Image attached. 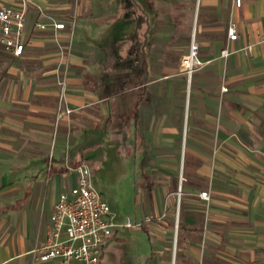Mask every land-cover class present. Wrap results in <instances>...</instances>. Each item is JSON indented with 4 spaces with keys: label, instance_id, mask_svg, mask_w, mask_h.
Instances as JSON below:
<instances>
[{
    "label": "crops",
    "instance_id": "crops-1",
    "mask_svg": "<svg viewBox=\"0 0 264 264\" xmlns=\"http://www.w3.org/2000/svg\"><path fill=\"white\" fill-rule=\"evenodd\" d=\"M33 1L23 55L0 45V264H63L33 251L84 164L116 224L99 264H264V0Z\"/></svg>",
    "mask_w": 264,
    "mask_h": 264
},
{
    "label": "built area",
    "instance_id": "built-area-1",
    "mask_svg": "<svg viewBox=\"0 0 264 264\" xmlns=\"http://www.w3.org/2000/svg\"><path fill=\"white\" fill-rule=\"evenodd\" d=\"M241 6L242 0H235ZM33 0H0V45L14 56L21 57L25 49L24 32L27 12ZM49 22L37 21L35 27L40 30L52 29L54 38L59 41L61 31L66 29L62 21L49 17ZM228 37H238L236 24L228 25ZM67 47H71L72 36H67ZM229 55L228 49L222 50V56ZM203 65L199 59V42L193 34L189 51L181 59V69L191 77ZM64 95L65 82H60ZM223 91H227L223 87ZM72 109L64 106L63 98L57 109V118L70 115ZM77 183L70 191L60 194L50 215L47 235L44 241L33 251L35 261L59 260L63 264L77 261L81 264H99L101 257L114 234V223L108 203L95 188L93 175L88 165L77 169ZM200 196L209 199V192L202 191ZM127 227H135L131 222Z\"/></svg>",
    "mask_w": 264,
    "mask_h": 264
},
{
    "label": "rangeland",
    "instance_id": "rangeland-1",
    "mask_svg": "<svg viewBox=\"0 0 264 264\" xmlns=\"http://www.w3.org/2000/svg\"><path fill=\"white\" fill-rule=\"evenodd\" d=\"M53 148H54V146L52 147V150H53ZM84 165H87V164H84ZM90 167V166H89ZM91 169V168H90ZM91 171H92V169H91ZM93 172V171H92ZM92 175H93V178L95 177V183H96V186H97V188H98V190L100 191V187L98 186L101 182V178H100V175H97V176H94V174L92 173ZM102 195V194H101ZM103 196V195H102ZM104 198V197H103ZM109 217H113L112 216V213H110V215H109ZM114 221V220H113ZM128 222H131V221H128ZM134 222V221H133ZM132 223V222H131ZM132 224H134V223H132Z\"/></svg>",
    "mask_w": 264,
    "mask_h": 264
}]
</instances>
